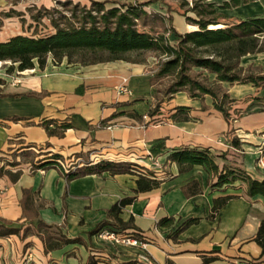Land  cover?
<instances>
[{"label": "crops", "instance_id": "0c3cea01", "mask_svg": "<svg viewBox=\"0 0 264 264\" xmlns=\"http://www.w3.org/2000/svg\"><path fill=\"white\" fill-rule=\"evenodd\" d=\"M210 1L221 5L231 0ZM248 6L240 4L221 12L241 20L259 13L251 9L244 12ZM149 8L171 15L173 27L179 33L192 31L181 11L180 0L156 2ZM186 16L193 17V14ZM10 18H2L0 31ZM17 34L20 33L3 36L0 42ZM240 64L261 66L264 70V52L247 54L241 57ZM154 71L148 60L78 65L67 64L65 60L56 64L48 56L42 69L35 66L15 71L12 77L0 75L5 80L0 86V165L23 172L14 183L7 176L0 178V223L9 221L10 226L20 228L18 235L0 237V264H264V250L253 239L264 219V198L248 196L245 184L239 180L230 185L213 186L216 177L200 165L179 173L176 163L167 159L181 146L207 148L216 157L220 169L225 165L253 179H264V165L259 163L260 160L264 163V87L222 83L235 100L230 111L233 118H236L233 113L242 107L240 100L253 97L246 103L248 109L231 126L212 107L209 96L204 97L207 107L203 109L198 100L188 98L184 92L161 103L166 113L158 112L152 117L161 119L160 123L148 122L149 118L138 121L128 114L145 115L153 106L155 86L150 84V77ZM124 80L130 95L117 90ZM178 106L189 108L190 120H171L170 115ZM45 120L68 123L72 127L63 137L48 136L39 125ZM233 137L239 140L237 148L242 151L239 154L228 149ZM32 146L49 152L46 156L60 154L64 158L63 165L60 164L63 171L71 164L95 165L100 161L132 163L135 171L87 174L71 180L58 168L31 173L30 163L22 155L36 151ZM222 153L224 157H218ZM70 157L74 161L66 164ZM13 162L18 164L12 167L9 164ZM148 171L160 180L159 185L136 192L137 174ZM192 181L197 182L200 191L186 196L182 187ZM23 189L33 192L38 219L32 222L22 215ZM225 196L232 198L215 215H210L213 200ZM126 197H132L133 201L118 216L123 222L132 219L134 227L126 230L147 241L145 250L112 244L94 232L105 221L101 229H115L108 223L107 210ZM163 219H172V222L159 224ZM38 220L54 226L62 236L80 238L84 243H70L46 251L38 236H22L23 230L36 227ZM190 220L196 221L185 225ZM142 254L148 260L141 259Z\"/></svg>", "mask_w": 264, "mask_h": 264}, {"label": "trees", "instance_id": "16d2710c", "mask_svg": "<svg viewBox=\"0 0 264 264\" xmlns=\"http://www.w3.org/2000/svg\"><path fill=\"white\" fill-rule=\"evenodd\" d=\"M184 9L183 15L188 25L192 27L189 32L179 33L172 24L171 15H164L149 8L156 2L165 0H147L122 2L120 0H90L89 4L74 3L71 0L55 1L52 7H41L34 12L30 9L29 19L22 16V12L10 10L2 13V18L18 17L21 26L31 28L30 35L17 34L0 42V61L9 62L7 73L24 71L37 66L42 69L46 65L48 56L56 64L65 60L67 64L90 65L110 61H126L142 63L141 55L144 52H154L157 58V67L150 77V84L156 85L162 80L166 84L159 90L155 88L154 103L145 115L128 114L138 121L145 122L144 116L153 122V116L159 111L160 104L184 92L188 98L198 100L205 109L204 97L209 96L212 107L219 111L228 126L233 118L230 114L235 100L230 98L222 83L234 84L251 83L255 88L264 87V70L257 66L240 64L241 57L247 54L264 52V16H254L241 20L237 16L227 17L221 10L247 4L248 0H231L216 5L210 0H180ZM255 1V0H251ZM174 7H178L176 3ZM171 9L168 7L167 12ZM192 13L193 17L186 16ZM43 20L47 23L43 24ZM44 25L49 28L47 33H38L37 26ZM160 31H156V26ZM210 76L213 79H210ZM5 80L0 78V86ZM173 122H183L191 119L189 108L178 106L170 115ZM18 119V118H15ZM48 136L63 137L64 132L72 126L68 123L57 124L54 120H45L39 123ZM233 129L231 128L227 134ZM233 147L239 146L237 137L229 141ZM48 147L49 144L46 143ZM36 151L23 154L29 161L30 172L58 168L60 173L71 180L87 174L110 175L133 173L134 164L100 161L95 165L84 162L82 166L71 164L67 171L61 169L60 163L64 158L58 153L42 152L41 148L32 146ZM222 153L220 158L224 157ZM45 155L41 159L36 157ZM176 163L178 172L190 170L194 165L204 167L216 177L215 187L230 185L242 181L246 186V194L250 197L260 195L264 198V179L257 180L243 174L241 170L219 168L216 157L207 148L181 146L173 150L167 157ZM18 163L9 164L14 167ZM21 169H6L0 165V178L7 176L14 183L22 175ZM136 192H144L156 188L160 180L156 179L151 171L147 174H137ZM186 196L199 193L196 181L182 187ZM232 196L220 197L213 200L211 214L215 215L220 207ZM133 201L132 197L118 200L107 210V218L115 232L125 231L134 227L132 219L123 222L119 218L121 210ZM22 215L27 221L38 219V212L34 206L33 192L22 190L20 200ZM172 222V219H163L159 224ZM190 220L185 225L194 223ZM105 222L102 223L105 224ZM11 222L0 223V237L11 234H20V228L10 226ZM102 225L94 232H99ZM34 234L44 243L45 250H53L70 243H84L80 238H67L62 236L58 229L38 220L36 227H26L22 236ZM254 241L264 250V219L260 222ZM94 264V262H90Z\"/></svg>", "mask_w": 264, "mask_h": 264}, {"label": "rangeland", "instance_id": "374dc122", "mask_svg": "<svg viewBox=\"0 0 264 264\" xmlns=\"http://www.w3.org/2000/svg\"><path fill=\"white\" fill-rule=\"evenodd\" d=\"M55 6L56 3L54 0H0V17H2V13L8 12L10 10H16L19 12H22V16L26 19L27 23H30V19H29V11L28 9H30L32 12H34V10L41 8V7H46V6ZM246 5V4H244ZM247 5H249L246 9H243L244 12L245 11H249L254 10L255 12H259L258 14H255L256 16H264V0H259V1H251L248 0ZM51 6V7H52ZM154 7H158V5H153ZM152 7V6H151ZM49 8V7H48ZM182 12H184V9H181ZM261 12V13H260ZM6 25H5V29L2 31H0V38H2L3 36H8L11 35L13 33H20L23 35H30L32 32V29L27 28V26L25 25V27L21 26V22L20 19L18 17H12L8 20H5ZM43 24H46L47 21L43 20L42 22ZM160 27L157 25L156 26V31H160ZM37 32L38 33H47L49 32V28L47 26L44 25H39L37 26ZM141 58L145 61L148 60L149 65L153 66V69H156L157 67V58L155 57V53L154 52H144L141 55ZM151 63V64H150ZM9 62H2L0 61V75L3 77H7V75H12L15 73V70L11 73H7L6 69L9 66ZM254 67H257L256 65H252ZM261 67V66H259ZM262 68V67H261ZM263 69V68H262ZM210 79H213L212 76H210ZM166 84V80H162L160 81L158 84L155 85L156 89H160L162 88L164 85ZM248 99H253V97L249 98V97H243L241 101V105L242 107L240 108L239 112H234L233 115H240V113L242 114L243 112L246 111V109H248L247 107V101ZM161 105V104H160ZM239 105V103L237 104ZM161 107V109H160ZM159 107V111L160 113H166V110L164 109V106H160ZM148 119V118H147ZM162 120L161 119H155L153 123H160ZM13 159V157H12ZM69 159H71L70 161H68L66 164H69L71 162L74 161V159L72 160V158L70 157ZM82 159L85 160V158L82 156ZM64 163V162H63Z\"/></svg>", "mask_w": 264, "mask_h": 264}, {"label": "built area", "instance_id": "2783aa9c", "mask_svg": "<svg viewBox=\"0 0 264 264\" xmlns=\"http://www.w3.org/2000/svg\"><path fill=\"white\" fill-rule=\"evenodd\" d=\"M125 81L126 80L123 81V84L118 86L117 90L119 93L130 95L131 91L129 90V88L125 84ZM147 118H148L147 116H144V119H147ZM228 149H229V151H233L236 154H239L242 152L241 149H238V148L233 147V146H229ZM259 163L264 165L262 160H260ZM60 164H62V163H60ZM65 171H67V170H65ZM97 236H98V238H100L102 240H106L112 244H117V245L137 247V248H140L142 250H145L146 246H147V241L144 238L136 237L135 235H133L132 233H130L127 230L115 232V231H112L110 229L103 228L97 233ZM140 258L144 259V260H148L147 257L143 254L140 256Z\"/></svg>", "mask_w": 264, "mask_h": 264}]
</instances>
